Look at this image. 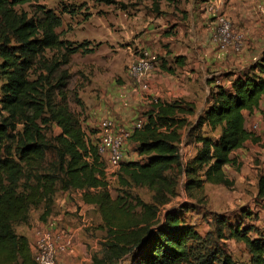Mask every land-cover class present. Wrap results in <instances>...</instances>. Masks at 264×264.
<instances>
[{
  "label": "trees",
  "instance_id": "1",
  "mask_svg": "<svg viewBox=\"0 0 264 264\" xmlns=\"http://www.w3.org/2000/svg\"><path fill=\"white\" fill-rule=\"evenodd\" d=\"M28 3L0 0V264H35L26 238L15 229L26 225L29 211L39 206V221L45 222L53 196L75 191L83 204L97 209L106 233L103 257L93 264H190L186 245L197 235L180 218L188 206L160 213L176 196V181L167 174L183 175L186 192L201 190L203 184L228 187L222 168L236 165L230 154L246 143L264 150L261 139L246 130L243 115L258 111L264 94V53L247 70L228 73L227 85L210 90L205 109L192 123L187 119L195 116L191 104L155 100L129 137L139 159L121 164L117 176L120 187L150 192L152 203L126 192L111 198L104 163L81 127L82 105L74 98L80 113L70 110L69 75L60 69L77 52L91 50L60 39L61 15L54 11L36 6L32 16L16 12ZM60 12L75 15L64 7ZM173 61L177 65L183 58ZM164 63L159 59L160 71L171 73ZM18 126L21 131L12 134ZM51 126L59 133L47 138ZM203 129L219 131L216 140L201 134ZM183 140L198 147L185 166L178 154ZM254 200L264 212V164ZM217 224L224 227L225 221ZM247 232L228 230L231 239L245 245L251 264H264V240L250 239ZM215 262L209 256L201 264ZM222 264L234 263L223 257Z\"/></svg>",
  "mask_w": 264,
  "mask_h": 264
},
{
  "label": "rangeland",
  "instance_id": "2",
  "mask_svg": "<svg viewBox=\"0 0 264 264\" xmlns=\"http://www.w3.org/2000/svg\"><path fill=\"white\" fill-rule=\"evenodd\" d=\"M172 4L175 5L176 1L29 0L28 4L16 8L17 13L24 12L29 16H32L36 6H42L54 11L58 16L61 15L62 26L56 31V33L60 34V39L76 46L84 44L86 50H91L83 53L77 52L69 58V63L60 69L61 71H66L69 75L67 86L69 108L75 114H79L80 108L76 105L74 98L81 103V127L86 138L94 145L98 140L96 130H99V125L102 121L99 119L100 116L94 114V105H98L99 102L103 101V99H99L100 96L103 95V98H105L107 91L124 83L122 77L126 74L132 62L137 60L138 53L147 52L158 63L159 59H162L156 54L159 50H165L167 56V47L163 46L166 45L164 39L172 35V32L165 30L164 26L166 27L167 25L166 28L171 31L169 17L174 14ZM62 7L73 10L75 15H62L60 12ZM230 24L232 31L239 33L243 37V46L240 52L227 51L237 55L245 49L247 38L243 32L236 30L233 23L230 22ZM145 36H147L146 39H144ZM139 38L141 41H148L149 38H158L155 42L157 43L155 51L149 52L143 47L141 49L134 47V42L137 43ZM149 46L150 44L147 45V47ZM45 57L49 58L50 54L47 53ZM173 59L171 61L174 63ZM249 67L245 68L244 71ZM221 76L223 77L224 75ZM221 76L213 73L211 78L222 86L221 84H225V79L221 78ZM2 81L0 78V85ZM207 98L208 95L206 101ZM183 103L188 104L186 102ZM144 113L145 111L138 110L134 122L141 120L140 118L144 117ZM107 119L108 117L103 118V120ZM187 119L191 123L194 120V118L189 117ZM109 120L111 119L109 118ZM98 121L100 122L98 123ZM113 124L116 126L115 120ZM253 125L246 120V129L256 135L257 131L253 130L255 128ZM20 131L21 127L18 126L12 134H17ZM58 133L59 130L51 126L46 128L45 134L47 138H50ZM201 134L208 135L212 140H216L219 131L209 134L206 129H203ZM126 146L128 147L126 159H130L134 148L130 142ZM197 151L198 147L194 143L186 146L183 140V144L178 147L182 166H185L195 156ZM1 156L3 154L0 151ZM51 158L52 156L48 155L47 161L51 160ZM230 158L235 160L236 165L222 168L226 179L230 182L228 187L203 184L201 190L186 192V178L183 175H178L174 171L167 174L169 178H173L176 181V196L168 205L160 209V213L167 209L176 208L180 204L188 206V211L180 213V218L183 224L189 226L197 235V240L188 242L186 245L191 256L190 264L204 263L209 256L216 258L214 264H222L223 257L229 258L234 264H251L247 248L243 243L229 237V229L235 230L242 227L243 230H248L247 234L250 239L262 238L264 240V212L258 204H255L254 200L257 177L264 164V150L257 145L252 146L247 143L242 149L231 153ZM123 163H126V161L121 162V164ZM121 164L118 169L105 172L110 197L115 198L126 192L145 204H151L152 194L146 189L127 190L120 187L117 176ZM64 197L62 192H57L53 196L50 215L58 216L62 214V222H76L73 226L81 224L84 220L86 228L83 229L82 233L95 246V249L91 251L90 262L87 264H93L92 260L94 258L101 260L106 233L102 229L97 209L89 205L82 206L83 202L81 201L80 193L75 191L68 193L67 202L70 208L68 210L67 203H61ZM42 210V206L31 209L28 213L27 222H40L39 216ZM78 211H81L83 217L77 216L76 213ZM218 219L225 221L224 227H220L217 224ZM219 234L222 238L219 237Z\"/></svg>",
  "mask_w": 264,
  "mask_h": 264
},
{
  "label": "crops",
  "instance_id": "3",
  "mask_svg": "<svg viewBox=\"0 0 264 264\" xmlns=\"http://www.w3.org/2000/svg\"><path fill=\"white\" fill-rule=\"evenodd\" d=\"M175 1L176 4H172L174 14L169 17L171 31L166 28L167 25L164 26L165 30L172 32V35L164 39L166 45L163 46L167 47V56L165 50H159L156 53L163 59L166 68H170L172 72L168 74L160 71V68L153 71L146 80L149 87L148 93L141 92L137 85L127 78L126 74L123 75L124 83L107 91L105 98L103 95L100 96L99 99H103V101L94 105V114L100 116V121L108 117L113 122L115 120L117 127L129 128L130 126L131 128L134 119H136V112L138 110L147 112L150 109V100L166 103L182 101L191 104L195 114L192 119H195L206 106L209 90L220 84L211 78L213 73L224 75L221 78H224L226 82L223 79L225 84L221 85L225 86L229 81L226 78L228 73L236 74L244 71L264 53V0ZM219 16L226 17L235 25L236 30L245 34L247 43L240 54L219 52L212 42V36L216 30V19ZM146 38L147 36L144 39ZM157 39L149 38L148 41H141L139 38L138 44L134 42V47H138V49L143 47L149 52L155 51ZM148 44H150L149 47H147ZM175 57H182L183 62L175 65L171 61ZM243 115L245 122L248 120L249 124L250 122L254 124L253 130L257 131L256 136L264 143V99L260 100L258 111L250 116L246 113ZM140 119L137 123L142 124L144 119ZM96 131L98 133V130ZM127 148L126 146V154H128ZM138 159L137 154L133 152L127 161ZM64 196L61 203H67V209L70 210L67 202L68 193H64ZM81 205L86 206L83 203ZM76 214L83 217L81 211ZM62 221V214L49 215L45 222H27L26 225L17 227L15 232L25 237L29 246L33 242L35 231L42 228L71 233L70 250L67 254L59 257L57 264L89 263L91 251L95 249V246L82 233L86 228V222L83 220L81 224L73 226L76 222H68L70 223L68 225Z\"/></svg>",
  "mask_w": 264,
  "mask_h": 264
},
{
  "label": "built area",
  "instance_id": "4",
  "mask_svg": "<svg viewBox=\"0 0 264 264\" xmlns=\"http://www.w3.org/2000/svg\"><path fill=\"white\" fill-rule=\"evenodd\" d=\"M212 40L221 52L238 53L242 50L243 37L232 31L230 22L224 17L216 19V30ZM137 60L132 62L126 71L128 79L132 80L143 93H148L147 78L153 71L159 69V63L154 61L147 52L138 53ZM264 99V94L262 96ZM151 104L155 101L150 100ZM141 123L134 122L129 129L119 128L109 119L102 120L97 133V143L94 145L97 154L107 170L118 169L122 161H127L125 148L134 129H139ZM71 233L62 230L39 229L34 233V239L29 246L35 264H57L60 256L67 254L71 246Z\"/></svg>",
  "mask_w": 264,
  "mask_h": 264
}]
</instances>
